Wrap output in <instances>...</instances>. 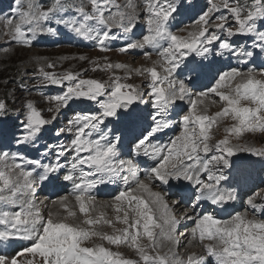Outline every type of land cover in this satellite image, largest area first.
Returning <instances> with one entry per match:
<instances>
[{
    "label": "snow or ice",
    "instance_id": "1",
    "mask_svg": "<svg viewBox=\"0 0 264 264\" xmlns=\"http://www.w3.org/2000/svg\"><path fill=\"white\" fill-rule=\"evenodd\" d=\"M142 3L140 12L130 2L126 5L130 10L121 11L115 0H53L46 8L37 0H13L11 15L5 17L4 34L10 43L31 47L39 35H58V29L49 26L55 21L72 36L94 42L98 51L107 52L112 50L107 42L117 38L112 28L132 32L143 18L146 33L118 50H145L146 60L154 52L158 59L150 67L136 71L149 79L146 95L153 109L149 113L151 124H144L141 110L136 107L145 102V93L136 85L121 82L128 77L113 75L109 81L101 82L83 79L82 73L56 74L44 67L37 69L41 86L65 89L49 98L53 104L50 112L59 115L74 100L93 102L98 110L77 112L66 126L56 130V136L67 133L71 139L67 144H48L38 149L41 156L52 155L48 162L0 149V162L4 165L0 170V205L16 206L14 210L0 209V243L28 242L14 256L0 254V264H25L18 257L26 254L32 256L26 264H207L208 258L214 264H264V197L260 202L256 196L245 201L252 210V219L247 211L227 218L215 214V208L237 200L236 189L248 180L243 167L236 166L231 158L239 152L264 156V149L232 143L245 132L264 133V79L257 78L264 77V70L257 73L254 68H214L209 60L214 44L217 55L228 54L241 64L264 56V29L260 26L264 21V0L243 4L240 0H220L208 7L195 0ZM221 8L230 16L213 15ZM185 15L191 16L193 30L187 35L174 34L172 26ZM184 30L176 28L178 32ZM222 35L253 39L250 46H236L230 39H222ZM92 63V71L125 67L119 63ZM54 67L47 64L49 69ZM209 77L211 87L205 83ZM213 97H218V101ZM178 101L187 103L186 111L177 110ZM209 103H219L220 110L208 114ZM7 114V101L0 100V118ZM177 117L178 133L166 143L159 141V135L172 127ZM229 119L233 123L224 127V137L210 143L211 129ZM18 121L17 127L22 131L8 141L17 148L38 147L41 130L51 123L31 101L26 103ZM141 155L153 163L141 165L136 159ZM25 162L33 167L26 168ZM202 174H207V179H202ZM117 180L126 187L113 197L110 207L114 217L110 219L103 212L93 215L98 211L93 190ZM180 181L195 189L194 198ZM61 182L72 183L70 196L75 205L69 206V195L60 196L51 201L56 210H49L45 217L34 199L36 189L55 187ZM178 206L184 207L179 218L175 211ZM181 221L193 222L187 235L179 232ZM116 224L124 227L115 228ZM105 226L113 228V233L102 231ZM178 236H184L189 245L200 247L202 254L191 252L186 258L179 257L174 250L181 246ZM96 240L102 243L97 244ZM89 242L91 246H87ZM105 243L117 248L128 246L138 259L125 258L105 247Z\"/></svg>",
    "mask_w": 264,
    "mask_h": 264
},
{
    "label": "rangeland",
    "instance_id": "2",
    "mask_svg": "<svg viewBox=\"0 0 264 264\" xmlns=\"http://www.w3.org/2000/svg\"><path fill=\"white\" fill-rule=\"evenodd\" d=\"M199 1L195 0L198 4ZM205 7L210 6L211 3H219L220 0H203ZM39 4L43 7H48L51 5L50 0H37ZM131 3L137 7V10L143 11V3L142 0H115V3L120 5L121 11H129L126 7L128 3ZM247 0H240V3H246ZM13 5V0H4L0 1V79H3V82L0 83V100L7 101L8 104V114L4 118H0V136L5 139V135L1 130V126H5L4 128H8L10 122L13 126L18 124V117L22 118L25 112V105L28 101H31L33 105L42 113V116L46 120H50L51 123L46 126H51V124H59V128L64 127V125L58 123L57 117H68V114H65L67 108H62L59 115H56L54 112H50L49 108L53 106L50 103L49 98L53 95H57L62 93L65 89L53 85L49 86H41L37 80V69L40 67H44L46 71L54 72L56 74H64V73H82L81 78L83 79H95L101 82L109 81V78L113 75L118 77H128L127 79H122L121 82L136 85L141 88V90L145 93L143 99V105L140 103V108L144 109V106L147 107L150 102V97L146 95L149 91L147 85L149 83V79L146 76L137 75L136 71L138 69H142L145 67H150L153 60L158 59L157 55L153 52L150 60H146L143 52L145 50L140 49H130L125 53L119 52V48L123 46L125 43L130 42L135 39L131 35V32H124L119 28H112V33L117 38L109 40L107 43L109 47L112 49L107 52H100L97 50L94 42H86L79 40L78 38L72 36L70 33H67V30L63 29L61 26V31L64 36L69 40V43L66 44L62 49L55 50H44L47 44L52 40L51 34H42L39 35L35 41L34 45L31 47H15L13 43L9 42V37L4 33L7 31L5 27V17L11 15L10 9ZM87 9L90 10V4L87 5ZM115 11V9H113ZM229 15L223 8H221L220 12L214 13V16L218 15ZM232 26H234V22L229 21ZM264 23V22H263ZM55 25V21H51L49 26ZM58 26V25H57ZM60 28V26H58ZM185 30L181 33L178 31H174V34L177 35H187L188 31H192L193 28L190 24H185L183 27ZM140 29L141 31L146 33V23L143 18H141L134 30ZM133 30V31H134ZM76 38V39H75ZM35 43H37V47H35ZM147 51H152V49H146ZM36 51L38 53H36ZM86 57L85 60H80L79 57ZM106 58V59H105ZM93 61H99L101 65L106 63H112L113 65L119 63L124 65V69L122 70H114V71H92ZM52 63L55 65L54 68H47V64ZM258 79H264V77H260L257 75ZM35 84V85H34ZM54 88V89H52ZM147 98V99H146ZM218 101V98H214ZM76 102V100L71 101ZM92 104L93 107L97 109V106L90 101H86V104ZM148 103V104H147ZM143 106V107H142ZM185 109H187L186 105H184ZM220 110L219 103L217 104H208V114H213L216 111ZM96 112V111H95ZM56 115V119L52 120V117ZM6 123V125H4ZM233 122L229 119L224 121L218 127L214 126L211 129V135L213 139L210 143H215L217 140L222 139L224 137V127L231 126ZM43 130V129H42ZM41 130V132H42ZM14 133H18L15 129H12ZM13 133V134H14ZM12 134V135H13ZM12 137V136H11ZM9 137V139L11 138ZM8 139V141H9ZM62 143L67 144L66 139L60 140ZM232 143H239L245 147L255 148L257 150L264 149V133L260 132H245L238 139H233ZM212 153H209V157ZM232 161L239 163L242 161L244 164L243 169L251 170V169H259L264 172V156L252 155L247 152H239L237 155L231 158ZM11 163V161H9ZM4 165L0 162V170H3ZM103 191V190H101ZM104 197L103 194H99ZM248 197L256 196L257 202H260V198L264 197V188L253 193H248ZM102 197V198H103ZM247 197V198H248ZM98 198L97 199H102ZM55 200V199H53ZM52 200H47L42 207V212L47 217L49 210L55 211L56 208L51 203ZM48 203V204H47ZM110 203L97 200L96 205L98 211L93 213V215H98L100 212H103L108 218L114 217V212L112 208L109 206ZM45 205H47L45 207ZM75 201L69 198V206L74 207ZM16 206L13 205H0V209L6 210H14ZM248 208V206H247ZM75 210V209H74ZM247 211L248 218L252 219V210H244ZM242 212V213H243ZM259 215V214H257ZM1 227V226H0ZM124 225L116 224L115 228L122 229ZM102 231L106 233H113L114 229L111 227H103ZM182 249H174L178 256L181 258H186L187 254L191 252H202V249L198 246H192L188 244L186 239L181 240ZM92 242H89L87 246H91ZM95 243H102L99 240H96ZM144 243H147L145 240ZM105 247H110L112 251L120 252L125 258L136 260L138 259L137 254L128 246H120L113 247L111 245H107L105 243ZM184 247L187 248V251H184ZM167 250L166 248L164 249ZM32 256H21L19 260L25 261V264L28 260H31Z\"/></svg>",
    "mask_w": 264,
    "mask_h": 264
},
{
    "label": "bare ground",
    "instance_id": "3",
    "mask_svg": "<svg viewBox=\"0 0 264 264\" xmlns=\"http://www.w3.org/2000/svg\"><path fill=\"white\" fill-rule=\"evenodd\" d=\"M125 11V10H124ZM36 53H38L37 51H36ZM35 85V84H34ZM149 98V97H148ZM147 99V98H146ZM146 103V102H145ZM148 104V103H147ZM142 105H143V103H142ZM140 106V103H137V108ZM143 107V106H142ZM144 108H145V106H144ZM10 124H11V122H10ZM10 124H9V126H10ZM4 125H6V123H4ZM8 126V127H9ZM2 128L1 129H3V130H8V128H4L5 126H1ZM130 146V145H129ZM36 192H38V190H36ZM103 194L104 195V197L102 196V195H99V194ZM38 194H36V196H37ZM95 195L98 197V198H102V199H97V200H100V201H104V202H108V199H107V197L109 196V195H106L103 191H101V190H98V191H96L95 192ZM113 196V195H112ZM96 200V201H97ZM48 204V203H47ZM98 206V205H97ZM191 226H192V224L191 225H189L185 230H187V229H189V228H191ZM190 230V229H189ZM182 230L180 229L179 230V232H181ZM183 241V240H182ZM178 249H180V247L178 248Z\"/></svg>",
    "mask_w": 264,
    "mask_h": 264
},
{
    "label": "trees",
    "instance_id": "4",
    "mask_svg": "<svg viewBox=\"0 0 264 264\" xmlns=\"http://www.w3.org/2000/svg\"><path fill=\"white\" fill-rule=\"evenodd\" d=\"M3 82V79H0V83Z\"/></svg>",
    "mask_w": 264,
    "mask_h": 264
}]
</instances>
